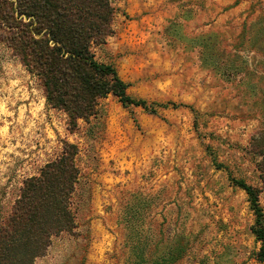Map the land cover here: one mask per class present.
<instances>
[{"label":"rangeland","instance_id":"obj_1","mask_svg":"<svg viewBox=\"0 0 264 264\" xmlns=\"http://www.w3.org/2000/svg\"><path fill=\"white\" fill-rule=\"evenodd\" d=\"M110 1L113 35L93 48L96 60L114 67L132 98L183 106L149 114L108 96L98 122L69 133L65 114L0 43V215L65 140L92 181L90 210L77 215L90 239L62 234L34 264H127L123 191L131 205L146 195L143 215L161 223L163 244L185 243L175 264H261L254 215L230 176L260 190L264 213V161L250 147L264 131V0Z\"/></svg>","mask_w":264,"mask_h":264},{"label":"trees","instance_id":"obj_2","mask_svg":"<svg viewBox=\"0 0 264 264\" xmlns=\"http://www.w3.org/2000/svg\"><path fill=\"white\" fill-rule=\"evenodd\" d=\"M115 14L110 0H0V43L37 79L47 106L65 114L69 133L79 130V121L98 122L100 102L108 96L124 108L140 107L149 114L183 106L132 98L114 67L96 60L93 48L103 47L113 35ZM99 137L98 131L89 136ZM250 147L264 161V131L251 138ZM79 155L78 145L61 141L58 154L22 181L9 211L0 215V264H34L62 234L89 241L88 229L77 232V215L90 210L92 184L77 164ZM230 180L247 196L254 215L251 233L260 244L255 258L264 264L260 190L242 179ZM143 194L136 192L131 205L129 192H121L118 225L128 252L126 262L175 264L186 245L173 238L163 244L161 223L154 215H143L150 206Z\"/></svg>","mask_w":264,"mask_h":264}]
</instances>
